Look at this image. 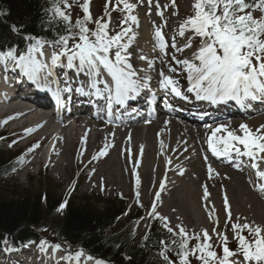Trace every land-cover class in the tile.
I'll use <instances>...</instances> for the list:
<instances>
[{
    "label": "snow or ice",
    "instance_id": "snow-or-ice-1",
    "mask_svg": "<svg viewBox=\"0 0 264 264\" xmlns=\"http://www.w3.org/2000/svg\"><path fill=\"white\" fill-rule=\"evenodd\" d=\"M146 2L148 14L151 15L153 0ZM144 3L145 0L135 2L115 0V3L113 0H107L104 17L93 19L90 0H82L80 8L83 16L77 18L73 24L71 15L66 11L72 4L69 0H55L49 14L53 19L64 22L65 34L59 35L53 41H42L36 37L26 36V40L33 41L27 50L19 54L16 47H10L6 51L0 50V64H4L7 70V63L10 61L14 66L13 70L19 69V75L26 77L37 87L41 86L42 78L53 76L57 68L74 70L76 75L86 77L87 87L93 90L90 94L103 98L109 110L114 105L125 106L128 101L136 99L149 88L150 78L147 75L140 76L130 62L132 56L130 49L136 35L134 27L139 26V18L134 11ZM110 5L112 11L124 14L120 21V30L114 35L110 34ZM169 6L174 9L171 15L179 16L176 0H169L163 8L159 0H156V15L164 20V12ZM89 24H95V28L88 27ZM166 24L167 21L164 20V23L154 28V50H158L162 55H167L169 49L174 50L171 60L180 66L187 80V93L194 94L196 100L206 101L211 105L228 101L244 105L249 100L264 99V0H193L191 14L179 21L177 28L173 29L170 41L162 30ZM12 31H18L15 25L12 26ZM178 37L184 41L182 44L178 43ZM197 39L199 43L194 47V41ZM45 45L52 49L47 60ZM175 53L186 55L181 59ZM139 59L147 61L149 70L154 68V62L146 56L140 55ZM163 62L161 59V63ZM167 67L169 72L177 71L174 67ZM158 76L160 89L166 93L170 91L175 97L187 99L179 87V81L172 75L166 74L162 69ZM76 91L83 92V88H77ZM56 100L57 103L61 101L59 89ZM167 123L165 121V124ZM205 127L210 132L206 143L214 156L228 159L247 157L258 180L264 181V171L260 170V163L264 162V125L255 130L244 123L239 125L238 130L226 124ZM39 146L33 145L28 151L32 152ZM105 154V150L102 149L99 156ZM97 158L98 156L92 157L93 160ZM18 162L23 163V159L19 158ZM139 162L137 160L136 164ZM205 162L207 163V158ZM214 171L209 165V178ZM179 174L182 175L183 171L181 170ZM133 175H136L135 168ZM164 188L165 182L161 180L160 190ZM254 188L264 193V183H256ZM100 189L104 191L102 178ZM161 191L155 193V200L148 216L160 219L164 228L174 238L170 244L163 239L159 241L162 247L158 256L164 264H192V258L199 264H264V226L254 221L248 222L246 217L245 222L240 223L239 216L233 222L226 194L223 198L224 211L227 213L224 225L227 228L231 222V239L235 241V249L229 247V236L223 231H218L220 221L218 218L213 219L214 207L211 210L205 207V211L209 213V220L216 225L212 228L211 235L207 229L190 234L182 224L170 227L168 217L161 216L156 211V202L160 199ZM209 195L205 186L202 199L207 201ZM66 205L65 200L57 211H62ZM143 219L144 217H141V220ZM245 231L247 236L243 234ZM213 237L216 238L215 245L221 249V253L216 251ZM144 239H148L147 233ZM191 240H195L196 243L190 246ZM45 243L41 241L42 250ZM59 247L54 245L53 252ZM83 255L84 253L80 251L75 257L68 259L79 261ZM86 259L94 258L87 256ZM125 259L130 257L126 256ZM95 264H106V261L97 259Z\"/></svg>",
    "mask_w": 264,
    "mask_h": 264
},
{
    "label": "bare ground",
    "instance_id": "bare-ground-1",
    "mask_svg": "<svg viewBox=\"0 0 264 264\" xmlns=\"http://www.w3.org/2000/svg\"><path fill=\"white\" fill-rule=\"evenodd\" d=\"M170 9L171 7L169 6L168 11ZM169 14L171 16V13ZM135 15L139 18V26L134 27L136 35L130 49L132 52L130 62L134 69L140 76L147 75L156 85L159 84V77L155 76L156 67L161 70L163 69L166 74L172 75L179 82L182 77L187 81L180 66L171 60L174 50L169 49L167 55H162L158 50H154V46L151 43L152 39L149 36L150 23L142 19L139 16V12L135 13ZM169 37L171 38V33ZM178 43L182 44L181 39L178 40ZM44 49L50 53L52 51L47 45H45ZM140 55H144L149 60H152L154 68L149 70L147 68V61L140 60ZM175 55L182 59L186 53H175ZM161 59H163V63H161ZM167 66L174 67L177 71L180 70L181 74L177 76V71L175 73L169 72ZM67 72L70 75L69 81L75 85L81 84L83 79L86 78L82 75H76L74 70ZM13 101L15 99L10 98L3 100V103L5 105L9 104L10 108L17 112V115L27 117L26 119L31 129L42 128V133L39 137L40 142L47 141L54 129L58 127V136L53 142L48 166L57 161L56 155L59 154L63 160L67 161L68 151L75 149V143L79 142L80 146L76 151L81 156L91 157L93 151L95 149L98 150L94 155L98 156V158L92 159L91 163H98L103 158L104 164L102 167L95 169L93 174H97L98 171L100 173L107 172L108 179L111 182H123L126 177L127 168L131 171L135 168L144 178L146 175L148 176V173H152L153 171H157L158 173L160 170L158 179H161L164 176L163 174H165L167 176V180H164L165 184L166 181L175 183L168 190L164 191L161 201L162 213L166 217L169 216L170 227L182 224L186 228H190L189 223L185 221L187 220L191 223L193 221H202L200 222L201 224L205 223L202 229H206V223L210 221L209 213L205 211L206 206L210 210L213 207L215 208L213 219L218 218L220 221L222 218L220 208L224 204V194L227 195L230 205L233 203L239 209L242 206L240 203H243V199L252 200L255 198V193L250 191L244 179H241L239 176L235 179L231 178L218 170L219 168L214 162H212V165L215 171L211 178H209V173L201 168L204 166V160L201 157H197L200 155V148L198 146L200 141L199 135L193 129L188 128L186 123L169 121L168 119L170 118L161 116L144 130H142L141 126H130L127 130L118 132V139L112 140L113 145L110 146L104 143L102 145L100 141L106 140L110 135L101 136L98 131L89 135L88 129L91 126L93 127V122L84 120L80 115L74 117L63 116L58 122L50 123L45 117L43 110L30 105L25 99L19 98L14 103ZM212 120L214 121L215 119ZM165 121L168 123L165 124ZM261 121L251 122V125L256 123L257 126L255 125L254 127H258ZM156 134L160 136L155 137ZM102 149L105 150L106 154L99 156ZM120 153L124 154V159L118 157ZM125 160L131 163H126ZM137 160L140 161L139 164H136ZM168 161H171V163H168ZM36 162L39 161L36 160ZM60 163L64 164V161L60 160ZM134 165H137V167ZM181 170L183 171V176L179 174ZM154 176L155 173L150 176L152 177V181ZM99 179L101 180V175H99ZM213 183L215 184L214 187L212 186ZM205 186L210 193L207 201L202 199ZM217 188L219 190H216ZM142 196H147L146 191H143ZM177 217L180 219L178 220ZM263 222L261 220L257 224L262 225L264 224ZM20 263L23 264V261ZM29 263L31 264V261Z\"/></svg>",
    "mask_w": 264,
    "mask_h": 264
},
{
    "label": "trees",
    "instance_id": "trees-1",
    "mask_svg": "<svg viewBox=\"0 0 264 264\" xmlns=\"http://www.w3.org/2000/svg\"><path fill=\"white\" fill-rule=\"evenodd\" d=\"M54 3L55 0H0V50L19 49L26 36L53 41L65 34L64 22L49 14ZM13 25L17 32L12 31ZM10 158L0 150V177L17 165L13 163L15 157L11 162ZM9 193L0 194V246L6 242L19 246L28 241L49 240L72 250H84L109 264H164L158 256L162 247L159 241L170 244L174 239L157 218L149 221L148 239L144 235L141 241L135 240L132 216L127 222L121 221L125 201L107 199L99 207L90 199L72 197L58 212L65 200L52 190ZM142 214L137 209L133 217Z\"/></svg>",
    "mask_w": 264,
    "mask_h": 264
},
{
    "label": "rangeland",
    "instance_id": "rangeland-1",
    "mask_svg": "<svg viewBox=\"0 0 264 264\" xmlns=\"http://www.w3.org/2000/svg\"><path fill=\"white\" fill-rule=\"evenodd\" d=\"M107 0H90V11L94 19L104 17L105 14V4ZM191 2L192 0H188L186 3V8H191ZM113 3H115V0H113ZM176 3L178 5H181V8L183 7L184 0H176ZM163 8V7H162ZM109 12L111 15V25H110V31L111 32H117L120 30V25L117 23L116 16L119 18H122V12L120 11H112L111 5L109 6ZM180 15L186 14V10H180ZM70 15L72 17V20L76 16V11L73 10L70 12ZM155 14H152V16H155ZM107 19V17H105ZM153 23H156L153 21ZM90 27V25H89ZM195 43H199V40ZM197 44H194V47ZM11 145L9 147L8 144ZM5 142L7 144L8 148L6 149L9 151V153L14 152L15 149H19L15 143L11 142ZM33 145H36V143L32 144L30 148L33 147ZM40 146L36 148L34 151L29 152L28 147L25 148V155H30V158H27L23 161V164L21 167L17 170V172L12 175L11 177H5L0 179V194H10V191H21L22 189L29 191V192H42L44 190L53 191L56 195H77V196H87L92 197L91 201L95 200L94 198H99L101 200L104 199H114L116 203H120V200H126V210L128 213H131L134 211V205H137L141 208H145L146 210H150L152 208L151 205V196L152 192L154 191L155 182L154 178L158 177V175L154 176L153 181L151 180L152 173H148V176L144 178L141 173L136 174L135 176L130 170H127L126 177L123 182H111L108 179L107 172L100 173L99 171L97 174H93V171L99 167L103 166V159H100V162L98 163H90L92 160L91 158L98 152V150H94L91 158H82L77 160L78 154L74 152V150L69 152V161L66 168H63L61 164H57L53 162L52 166H55L56 168L53 170V167H44L45 162L41 163H35L33 165H30V161L37 158L38 153L41 149V146L43 144H39ZM75 146L79 147L80 144H76ZM79 157V156H78ZM89 159V160H88ZM83 170V171H82ZM151 170V169H150ZM99 175H101V178L103 179V185H104V191L102 192L100 189V183L101 180L99 179ZM138 181V182H137ZM122 183V184H121ZM121 184V185H120ZM93 185H96L93 187ZM8 191V192H7ZM143 191H146L147 196L143 197ZM163 199V196L160 198V201L156 204V211L161 215L162 212V205L161 201ZM90 202V201H89ZM259 203V202H258ZM245 204V203H244ZM96 206H102L103 203L98 200L95 203ZM245 207L250 210L251 205L247 204ZM221 211H223V208H221ZM264 211V210H263ZM234 213H232L233 215ZM252 215L254 216V212H252ZM171 218V217H170ZM244 218L240 219V223H244ZM246 218H249L246 216ZM226 217L220 221L218 226V231H223L225 234L229 236V247L232 249H235V241L231 239V222L228 224L227 228H225L224 221ZM169 221V220H168ZM233 222H235V219L233 218ZM191 227L188 229L189 233H198V230L196 228V223H191ZM145 223L143 220H140L137 228V235L140 236L145 231ZM213 223H209V228H213ZM229 230V231H228ZM211 235V232H209ZM215 237H213L214 246L215 245ZM194 243H190L191 245H194ZM216 250L221 252V249L216 246ZM19 255V253H18ZM21 256L24 254L21 253ZM192 262L195 264H198L199 262L195 260V258H192Z\"/></svg>",
    "mask_w": 264,
    "mask_h": 264
}]
</instances>
